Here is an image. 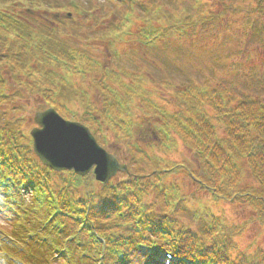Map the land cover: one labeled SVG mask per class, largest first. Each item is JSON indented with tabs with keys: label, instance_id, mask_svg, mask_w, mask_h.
<instances>
[{
	"label": "trees",
	"instance_id": "trees-1",
	"mask_svg": "<svg viewBox=\"0 0 264 264\" xmlns=\"http://www.w3.org/2000/svg\"><path fill=\"white\" fill-rule=\"evenodd\" d=\"M99 1L111 2L117 10L123 7L114 0ZM77 2L83 14L92 18ZM17 5L21 7L19 12L14 10ZM73 7L69 0H0V99L10 97V88L15 87V94L23 93L21 87L26 85L41 94L45 105L58 112L64 111L68 100H77L84 113L96 114L108 130L116 133L120 151L113 153L118 159L130 158H126L127 171L118 172L105 184L96 182L91 173L78 176L71 171L54 172L40 163L31 142L20 141L25 133L17 130L12 120L13 126L0 130V211L10 223L16 212H22V202L28 210L24 213L23 228L14 227V235L22 244L36 246L38 252L42 247L45 254L59 255L61 262L64 258L58 250L65 247L71 264H95L98 255L102 258L100 264H156L148 250L137 251L138 243L170 251L176 258L174 264H186L187 260L190 264H264V242L243 248L235 238L245 223L228 224L224 216L211 213L204 203L196 201L192 192L186 191L184 180L221 203L244 198L250 213L246 223L264 225V99L246 95L233 101L235 98L221 88L193 87L184 81L182 85H172L171 97L180 98L187 107L169 113L157 105L158 101L146 100L147 92L139 90L137 82L131 79L129 84H123L118 70L101 67L93 56L71 48L65 39L60 40L58 27L63 26L56 18H30L35 11L72 15L76 8ZM122 11L131 20L121 19V25L129 26L134 15L126 6ZM187 23L193 25L195 21L188 18ZM81 26L72 23L73 29L79 30ZM172 26L168 24L161 30L145 28L146 32L137 36L144 44L155 43L170 37L169 32L175 29ZM96 71L101 75L106 71L108 75L103 78L119 84L130 96L141 98L145 106L139 116L145 118L146 127L142 129L143 124L134 122L129 105L126 107L120 101L109 104L104 98L99 109L88 99L77 80H88ZM10 77L16 80L12 85L7 82ZM90 82L101 87V82L94 78ZM76 84L79 92L74 88ZM103 92L107 93L105 89ZM85 115L80 119L96 132L92 119ZM137 129L150 138L144 143L146 148L136 137ZM177 136L192 152L194 165L189 159L174 162L156 155L157 150L173 151ZM127 149L133 153L126 154ZM140 160L149 163L150 168L140 167ZM32 183L39 191L40 201L25 200L20 194L19 186L28 191ZM205 214L213 226L202 220ZM186 218L189 222L185 223ZM217 222L220 229L215 226ZM26 230L45 233L49 244L28 239ZM37 262L44 260L33 258L30 263Z\"/></svg>",
	"mask_w": 264,
	"mask_h": 264
},
{
	"label": "rangeland",
	"instance_id": "rangeland-1",
	"mask_svg": "<svg viewBox=\"0 0 264 264\" xmlns=\"http://www.w3.org/2000/svg\"><path fill=\"white\" fill-rule=\"evenodd\" d=\"M69 1L76 8L73 7L74 10L71 11L72 16L70 18L72 20L61 22L63 27H58L60 28L59 33L57 31L60 35L58 38L60 40L65 39L71 48L79 52H85L91 57L93 56L94 59L99 61L98 64L101 67L109 66L114 70H118V75H122H120L119 81L123 84L127 81H129V84L131 79L137 82L139 85L136 84V86L139 87V90L147 92L145 95L146 100L154 99L158 101L157 105H160L169 113L179 112L187 107L182 104L180 98L171 97L174 89L172 85L168 86V84L182 85L185 83L184 81L190 82L193 87L216 86L221 88L235 98L233 101L242 100L246 95H255L264 99V0H128L132 1L131 5H126L128 1L120 3L114 0L123 6L120 10L112 6L111 2L78 0L82 7L88 10L92 18H88L78 8L77 0ZM125 6L134 15L133 22L129 26L121 25L123 24L121 19L126 21L123 17L121 18V16L127 14H122V9ZM20 8L18 5L15 6V12H19ZM52 11L55 12V9H52ZM65 14L63 13L57 18L67 16ZM55 15L58 14L35 11L30 18L31 20L38 16L54 18ZM188 18L191 21L194 20L195 24L190 25L187 23ZM130 20L131 17L127 21ZM72 23H75V25L81 24L82 28L79 30L73 29ZM168 24L173 25L175 29L169 32L170 37L159 40L156 47L145 46L144 43L137 40L140 39L137 33L146 32L145 28L155 30V27H158L161 30L166 28ZM86 25L88 29H86ZM65 27L66 30H64ZM177 28L181 29L177 30ZM75 31L79 33L73 34ZM63 32L66 33V38ZM105 33L106 36H102ZM82 34L85 38H78ZM59 46L62 47V44L59 43ZM110 52H115V55L117 53L120 58L115 59V55L113 57L112 53L111 56ZM106 73L105 71L104 75H101L96 71L88 77L90 78L88 80L83 81L78 78L77 81L80 84H77L86 90L88 99L90 98L96 106H99V109L103 107L102 100L104 98H107L109 104L120 101L126 107L130 106L132 108L134 122L139 125L143 124L141 125L142 129L146 127L145 118L139 116L142 112V106H145L139 96H130L129 91H123L122 86L113 84L108 80L106 87L108 85L111 90L107 91L106 94L103 92L102 87L96 86L94 83L91 84L90 80L92 78L101 82ZM20 78L24 80L22 77ZM15 81V78L11 79L10 77L7 82L12 85ZM77 84L74 85V88L79 92L80 89ZM101 86L104 85L101 83ZM14 88H10L8 91L12 93L7 101L9 99L12 101L0 100V130L6 129V126H13L11 124L14 123L12 122L14 120V127L25 133L20 141L30 144L29 132L36 127L33 117L37 111L43 110L47 105L44 104L41 94L31 91L30 87L26 85L21 87L23 93L19 94L18 91L16 94L14 93L16 91ZM63 107L64 111L60 112V116L65 120L80 123V121H83L80 117L86 114V119L90 117L95 126L96 124L100 125L102 122L96 114L84 113V107L79 106L78 101L75 99L68 100ZM102 123L101 125L104 127H101V130H96V134L92 129L96 143L111 154L120 151L115 141L116 133L113 129H109V131L107 125L104 122ZM142 129L140 130L142 131ZM140 130L137 129L138 134L136 137L143 143L142 146L146 148L144 143H148L150 138L149 136H143L145 132L139 133ZM148 133L150 135V130ZM176 145L170 153L160 150L154 151L156 155H160L165 160L179 162L183 159H189L191 164L194 165L192 152L184 146L182 138L179 136H177ZM128 151L129 154L133 153L132 150L127 149L126 154ZM126 158L129 157H122L118 160L126 163L130 159ZM139 163L142 164L140 165L142 168H150V164L146 161L140 160ZM184 180L186 191L192 192L196 197V201L204 203L211 213L220 217L224 216L228 224L231 221L245 223L246 226L235 238L241 246H244L243 248L247 250L249 247L253 248L255 243L261 244V242H264V225L252 222L246 223L250 213L243 202L244 198H240L235 203H221L208 195H204L205 193L201 190L198 191L197 186L196 189L193 183L190 185L187 179ZM19 189L21 190L23 187L19 186ZM38 192H34V190L32 192L29 188L28 191L21 194L25 200L34 198L40 201L41 198ZM22 204V212L15 214L14 219H9L10 223L6 222L8 220L2 216L0 211V229L2 230H0V264H31L33 258H43L44 263L37 262L36 264H69L61 262L62 259L59 255L51 254L52 256H50L45 254L42 247L38 248L40 251L38 252L36 246L31 248L29 247L30 244H22L18 237L14 235V227L23 228L26 218L24 213L28 212L26 204L24 202ZM202 220L207 225L213 226L207 219L206 214ZM184 222L189 221L186 218ZM219 224L217 222L215 226L220 229L221 225ZM25 235L28 239L34 238L42 243L49 244L48 238H41L46 236L45 233L35 234L34 231L26 230ZM22 245H24V248H22ZM51 247L55 248L53 245ZM96 261H99L97 256ZM96 261H94L95 264H97Z\"/></svg>",
	"mask_w": 264,
	"mask_h": 264
},
{
	"label": "water",
	"instance_id": "water-1",
	"mask_svg": "<svg viewBox=\"0 0 264 264\" xmlns=\"http://www.w3.org/2000/svg\"><path fill=\"white\" fill-rule=\"evenodd\" d=\"M34 122L40 126L30 131L33 149L40 161L53 170H72L78 175L93 172L102 183L125 165L102 149L88 129L80 123L63 120L48 108L35 114ZM89 161H94L89 166Z\"/></svg>",
	"mask_w": 264,
	"mask_h": 264
},
{
	"label": "snow or ice",
	"instance_id": "snow-or-ice-1",
	"mask_svg": "<svg viewBox=\"0 0 264 264\" xmlns=\"http://www.w3.org/2000/svg\"><path fill=\"white\" fill-rule=\"evenodd\" d=\"M94 161H89V166H91V163H93Z\"/></svg>",
	"mask_w": 264,
	"mask_h": 264
}]
</instances>
